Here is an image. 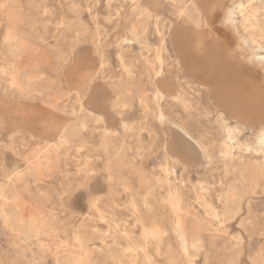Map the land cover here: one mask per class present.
Masks as SVG:
<instances>
[{"label": "rangeland", "instance_id": "obj_1", "mask_svg": "<svg viewBox=\"0 0 264 264\" xmlns=\"http://www.w3.org/2000/svg\"><path fill=\"white\" fill-rule=\"evenodd\" d=\"M241 1L0 0V264H264V38L221 23Z\"/></svg>", "mask_w": 264, "mask_h": 264}, {"label": "bare ground", "instance_id": "obj_2", "mask_svg": "<svg viewBox=\"0 0 264 264\" xmlns=\"http://www.w3.org/2000/svg\"><path fill=\"white\" fill-rule=\"evenodd\" d=\"M248 1V7L244 4L243 1L239 2L237 5L231 7V6H227L226 8H224L223 11V15H222V25L225 26H229L230 24L234 25L235 19L234 17L236 15H239L241 17V21H240V26L245 30V32L247 33L248 36V40H252L255 41V37H261L264 38V20H262L259 15H258V10L257 7H255V2H257V0H247ZM199 9V8H198ZM264 9V8H263ZM152 10V9H150ZM200 10V9H199ZM182 11V10H181ZM239 22V19H238ZM172 23V22H171ZM171 25V24H170ZM210 27V26H209ZM159 28V27H158ZM160 36V35H159ZM244 37V36H243ZM165 40V39H164ZM162 42V41H161ZM164 42V41H163ZM167 47V46H166ZM6 56V55H5ZM254 58L257 61H260L264 64V54H258L256 53ZM13 65V64H12ZM14 67V66H13ZM157 69V68H156ZM14 70V69H13ZM158 72V71H157ZM12 73V72H11ZM160 72H158V77L161 75ZM6 75L7 79L9 81V84L16 85V86H21V81L18 79L17 77V72L16 73H12V74H8L5 70L1 71L0 75ZM157 76V74L155 75ZM32 79V78H31ZM29 82V79H28ZM158 83V82H157ZM156 86V85H155ZM159 94L160 90H159ZM159 101V100H158ZM100 102V101H99ZM159 104V103H158ZM124 106V104L122 105ZM160 106V104H159ZM157 107V106H156ZM157 113H158V119L160 120V122L166 120V115L165 113L161 112V110L159 108H157ZM168 119V118H167ZM170 120V119H169ZM168 120V121H169ZM174 121V120H173ZM187 123V122H186ZM177 129H180L188 138H190L191 140H193L194 142H197V144L201 145V148H203V144H201V142L194 137V135H192L189 130H187L182 124H177V123H172ZM227 131H228V138L226 141L223 142V147H224V153L226 156H233L232 150L234 148V144L232 142L233 137L231 136L232 132L234 131V128L231 126H227ZM66 137H64L63 139H65ZM258 141L260 144H262V142H264V131H261V134L258 137ZM200 147V146H199ZM10 193V192H8ZM221 193V192H220ZM228 193L230 194L229 190ZM226 194V193H225ZM16 195V194H15ZM11 195H9L10 197ZM14 196V193L13 195ZM11 196V197H12ZM181 198V197H180ZM10 199V198H9ZM12 199V198H11ZM10 199V200H11ZM14 200V199H13ZM225 201V200H224ZM13 202V201H12ZM236 202V201H235ZM8 203V201H7ZM227 204V203H226ZM229 204V202H228ZM14 205V204H13ZM11 206V205H10ZM13 207V206H12ZM172 207V206H171ZM9 209V208H8ZM16 209V208H15ZM18 210V209H17ZM232 210V209H230ZM9 214H11V212L8 211ZM236 213V211H235ZM229 214V213H228ZM16 215V212H15ZM16 218V217H15ZM231 218V217H230ZM228 220V219H227ZM23 221V220H22ZM19 223V222H18ZM12 224V223H11ZM21 224V223H20ZM15 225V224H14ZM12 224V226H14ZM19 225V224H18ZM17 225V227H18ZM16 226V225H15ZM21 225H19L20 227ZM16 227V229H17ZM38 227V226H37ZM21 229V228H20ZM30 229V228H27ZM67 231V230H66ZM89 233V232H88ZM75 244H78V242H75ZM188 244L185 245V249H188ZM78 248V246H76ZM80 249V248H79ZM76 254V253H75ZM75 254H71V258L75 259L74 257H76ZM58 261V260H57ZM66 261V259H65ZM59 262V261H58ZM62 263V262H61ZM67 263V262H66ZM70 263V262H69Z\"/></svg>", "mask_w": 264, "mask_h": 264}]
</instances>
